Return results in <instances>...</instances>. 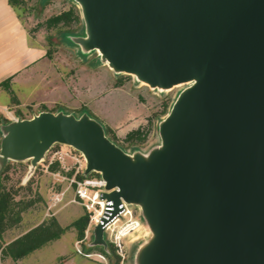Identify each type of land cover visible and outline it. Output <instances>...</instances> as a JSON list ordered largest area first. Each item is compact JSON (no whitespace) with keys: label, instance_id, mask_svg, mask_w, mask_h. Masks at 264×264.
I'll use <instances>...</instances> for the list:
<instances>
[{"label":"water","instance_id":"1","mask_svg":"<svg viewBox=\"0 0 264 264\" xmlns=\"http://www.w3.org/2000/svg\"><path fill=\"white\" fill-rule=\"evenodd\" d=\"M115 73L168 89L191 82L158 122L147 155L123 150L87 112L40 111L0 125V173L54 144L100 173L101 198L137 205L151 232L135 264H264V0H71ZM102 223L92 245L107 251Z\"/></svg>","mask_w":264,"mask_h":264},{"label":"rangeland","instance_id":"2","mask_svg":"<svg viewBox=\"0 0 264 264\" xmlns=\"http://www.w3.org/2000/svg\"><path fill=\"white\" fill-rule=\"evenodd\" d=\"M12 1L30 39L42 44L47 53L45 64L29 76L32 82L13 87L14 94H18L21 100L32 94L33 98L23 103L18 99L14 102L8 92L0 93V103L8 98L6 104L0 106V125L11 121L10 115L24 119L45 110H62L75 116L87 112L103 125L107 136L128 152L135 147L147 155L160 144L158 122L165 116V106L170 105L191 82L163 90L151 88L134 75L115 73L107 63L100 61L97 50L82 54L79 46L70 41L63 42L60 33L65 30L79 33L81 21L72 19L67 25L48 26L46 20L70 8L77 11L81 18L79 5L71 0ZM136 129L141 130L140 136L126 139L127 133ZM66 152L68 155L64 154ZM77 160H81L77 150L54 143L30 173V159L8 161L4 185L14 193L15 200L32 199L34 202L22 212L19 224L3 232L2 245L50 217H55L65 227L86 212L84 207L73 201V191L63 178L83 165L82 161ZM65 167H69V170H65ZM54 173L59 175L53 176ZM87 177L96 178L98 174L91 172ZM58 192H63V195L54 204L52 197ZM129 208L134 211L140 225L124 239V258L115 250L105 255L101 247L92 245L93 234L92 230L86 233L87 223L82 239H77L76 229L69 227L58 239L40 249L18 260L0 258V264H135L137 250L148 241L151 232L141 216L140 208L133 204ZM125 220L119 221L116 229ZM104 238L108 240L105 234ZM99 255H103L104 259Z\"/></svg>","mask_w":264,"mask_h":264},{"label":"trees","instance_id":"3","mask_svg":"<svg viewBox=\"0 0 264 264\" xmlns=\"http://www.w3.org/2000/svg\"><path fill=\"white\" fill-rule=\"evenodd\" d=\"M8 3L14 6V2L12 0H8ZM72 19L75 22L81 21L82 29L79 33L70 30L62 31L60 35L62 37L63 42H66L69 40L65 37V35H80L83 33V22L77 11L75 12L72 8L66 11H62L47 18L46 23L48 26H57L60 23L67 25L68 22ZM0 85L7 90V92L10 94V98L12 99V101L17 102V98L14 92L10 89V78L2 81ZM173 101L174 99L171 101L170 105L165 106L163 115H166L168 113ZM104 130L107 135V131L105 128ZM140 134V129L132 130L127 133L126 139H133V137L135 136L139 137ZM109 139L111 138L109 137ZM116 144L120 146L123 150L127 151L125 147L121 146L118 143ZM136 149L138 148L134 147L132 151ZM7 170L8 163L4 167L3 171L0 173V258H10L12 260L21 259L29 253L33 252L34 250L41 248L45 244L58 239L69 227H74L77 231V239H82L84 230L88 223V214L86 212L83 215H80L78 218L73 220L69 225L65 227L61 226L55 219V217H50L32 226L31 228H29L19 236L15 237L13 240L6 243L5 245H2L1 238L3 232L19 224V222L21 221L22 212L25 211L34 202V200L32 199H29L27 201L21 199H14V193L3 183V177L5 176V172H7ZM99 247H101V251L105 255H109L111 252L114 253V248L110 243H107V251H105L102 246Z\"/></svg>","mask_w":264,"mask_h":264},{"label":"built area","instance_id":"4","mask_svg":"<svg viewBox=\"0 0 264 264\" xmlns=\"http://www.w3.org/2000/svg\"><path fill=\"white\" fill-rule=\"evenodd\" d=\"M12 120L23 119L21 117H16L14 115H10ZM79 152V151H78ZM68 155V153H64ZM81 160H77V162L82 161L83 165H79L75 168L70 175H66L63 178L66 179L69 183V187L73 191V201L79 203L82 207H84L86 213L88 214V227L86 233L93 229V226L102 223V219H105L106 223L103 227L104 234L107 235V243H110L115 252L121 256V258L125 257L124 251V239L128 237V235L135 231L140 225L139 219L135 215L134 211L129 208V204H126L122 201L119 205L120 210L118 213L114 214L110 219L111 210L113 209L111 206V202L105 201L101 198V192L104 191L105 181L100 176V173L92 171L98 174V177H87L88 174H84L85 168V158L79 152ZM63 158V157H62ZM65 170H69V167H65ZM59 174L54 173L53 176H57ZM58 180V178H57ZM63 192L55 193L52 197V201L54 204L59 202L62 198ZM123 219H126L125 222L119 229L117 228V223ZM86 256H91V254H86ZM104 259L103 255H99Z\"/></svg>","mask_w":264,"mask_h":264},{"label":"crops","instance_id":"5","mask_svg":"<svg viewBox=\"0 0 264 264\" xmlns=\"http://www.w3.org/2000/svg\"><path fill=\"white\" fill-rule=\"evenodd\" d=\"M45 59V47L30 39L15 7L10 5L8 0H0V83L10 78L12 91L14 85L31 83L29 76L45 64ZM5 92L7 90L0 85V93ZM15 95L21 103L33 98L32 94L25 100H21L18 94L15 93ZM6 101L8 98L1 102L0 106L6 104Z\"/></svg>","mask_w":264,"mask_h":264},{"label":"bare ground","instance_id":"6","mask_svg":"<svg viewBox=\"0 0 264 264\" xmlns=\"http://www.w3.org/2000/svg\"><path fill=\"white\" fill-rule=\"evenodd\" d=\"M141 83H143V82H141ZM143 84H145V83H143ZM9 115H10V113H9Z\"/></svg>","mask_w":264,"mask_h":264}]
</instances>
